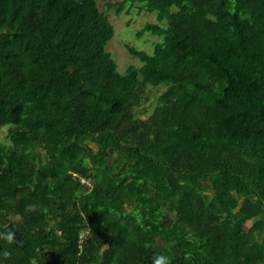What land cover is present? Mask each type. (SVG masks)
<instances>
[{
  "label": "trees",
  "instance_id": "trees-1",
  "mask_svg": "<svg viewBox=\"0 0 264 264\" xmlns=\"http://www.w3.org/2000/svg\"><path fill=\"white\" fill-rule=\"evenodd\" d=\"M1 128L0 264H264V0H0Z\"/></svg>",
  "mask_w": 264,
  "mask_h": 264
},
{
  "label": "rangeland",
  "instance_id": "rangeland-1",
  "mask_svg": "<svg viewBox=\"0 0 264 264\" xmlns=\"http://www.w3.org/2000/svg\"><path fill=\"white\" fill-rule=\"evenodd\" d=\"M106 0H96L100 9H103ZM148 10L138 3H126L121 10L116 11L115 8L106 12V18L113 27V37L106 44L105 50L111 55V58L116 64L117 71L124 73L129 66L139 67L140 63L137 58L131 56L126 45L137 50H143L151 53L155 42L160 41L156 36L149 33L138 35L137 32L147 23H156V16L154 12H147ZM161 25V23H159ZM163 87H158L150 91V102H153ZM7 129H0V142L4 145H9L7 138ZM249 223H245L247 228Z\"/></svg>",
  "mask_w": 264,
  "mask_h": 264
},
{
  "label": "clouds",
  "instance_id": "clouds-1",
  "mask_svg": "<svg viewBox=\"0 0 264 264\" xmlns=\"http://www.w3.org/2000/svg\"><path fill=\"white\" fill-rule=\"evenodd\" d=\"M40 207L41 206L38 204H28L25 207V212L33 213L38 211ZM44 210L46 211V209ZM0 241H3L8 246L22 243L16 240L15 231L11 228H7V230H0ZM11 256L12 252L10 248H4L2 251H0V257H2L3 260H8L11 258ZM151 262L152 264H171L170 258L167 255H155L151 258Z\"/></svg>",
  "mask_w": 264,
  "mask_h": 264
},
{
  "label": "built area",
  "instance_id": "built-area-1",
  "mask_svg": "<svg viewBox=\"0 0 264 264\" xmlns=\"http://www.w3.org/2000/svg\"><path fill=\"white\" fill-rule=\"evenodd\" d=\"M83 182V181H82Z\"/></svg>",
  "mask_w": 264,
  "mask_h": 264
}]
</instances>
